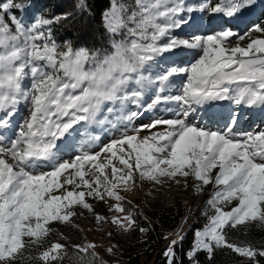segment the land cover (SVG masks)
<instances>
[{"label": "snow or ice", "instance_id": "1", "mask_svg": "<svg viewBox=\"0 0 264 264\" xmlns=\"http://www.w3.org/2000/svg\"><path fill=\"white\" fill-rule=\"evenodd\" d=\"M261 5L110 0L101 23L111 39L98 49L55 38L73 12L0 0V264H110L105 255L116 258L119 244L102 254L77 221L107 240L150 237L153 222L134 203L146 183L166 207L173 187L199 194L213 185L187 247L183 227L164 237V264H223L225 254L264 264V239L230 236L264 230V128L237 131L254 113L264 117V19L243 34L231 26ZM73 10L92 12L89 0ZM214 22L218 30L202 34ZM161 105L172 106L169 118L135 124ZM190 218L191 209L183 223Z\"/></svg>", "mask_w": 264, "mask_h": 264}, {"label": "trees", "instance_id": "2", "mask_svg": "<svg viewBox=\"0 0 264 264\" xmlns=\"http://www.w3.org/2000/svg\"><path fill=\"white\" fill-rule=\"evenodd\" d=\"M89 2L92 12L81 14L79 11L73 10L74 0H35L37 8L40 9H47L56 14L73 12L71 19L63 21L55 28V38L58 41L70 40L74 47L87 46L89 48L105 49L111 37L102 27L101 13L110 8V0H89ZM128 2H131V0H128ZM262 11H264V5L258 8L256 15L260 17ZM120 38V36L116 37V39ZM256 117L263 118L258 112L252 115L254 120ZM212 191L213 187H209V185L205 186L202 193L199 194H195L191 186L187 191L181 188L179 192L173 187L167 207L163 203L164 197L153 200L146 195L141 209L148 220L153 222L154 230L150 233V237L139 233L115 235L110 241L119 244V251L116 253V258L105 255V259H108L110 264H164L161 252L168 240L164 237L168 236L169 233H174L182 224H185L183 223L184 217L191 209V218L186 223L188 224L186 228L187 240L184 246L187 247L188 242L193 238V233L188 231L189 227L200 228L206 222L201 213L206 210L205 203ZM136 201L140 203L139 199H136ZM77 222L84 229V235L89 240L85 228H92V224L87 220ZM141 226L145 225L142 223ZM52 227L58 233L62 232L66 236L75 235L70 227L56 223H53ZM93 234L95 236L99 235L95 231H93ZM230 236L237 241H260L264 239V230L256 227L246 230L241 226L238 231H232ZM100 237L104 236L100 235ZM49 239L54 241L58 239V235L53 234ZM104 239L107 240L105 237ZM144 240L148 242H142ZM100 250L103 254V248ZM64 264H71V261L65 259ZM223 264H238V261H234L231 254H225Z\"/></svg>", "mask_w": 264, "mask_h": 264}, {"label": "rangeland", "instance_id": "3", "mask_svg": "<svg viewBox=\"0 0 264 264\" xmlns=\"http://www.w3.org/2000/svg\"><path fill=\"white\" fill-rule=\"evenodd\" d=\"M259 8V7H258ZM258 8L255 9L253 12L246 14V18L244 19H240V20H234L231 22V26L233 28L234 31L243 34L244 32H246L251 26L253 22L258 21V19H264V16L260 15L257 16L256 13L258 12ZM213 30H218V25L214 22L212 25H209L208 28L202 33V34H209L211 31ZM254 35H259V34H254ZM247 41H245L246 43ZM233 43H235V39H233ZM197 57H193L191 59H194ZM186 79L185 76L181 75L176 77V81L177 83H182L184 80ZM223 103H227V102H223ZM172 107L171 105H161L160 107H158L156 109V111L152 114H149L147 116H145L143 119H138L135 121L136 125H140L143 123H148L150 122V120L154 117H162V118H169L172 113H170L169 111L166 110V108H170ZM25 114L23 108L21 109V115ZM17 120H19V116L17 117ZM262 120H264L263 118H257L254 120L253 118H251L250 120L247 121H241L239 127L237 128L238 132H246V131H256V130H260L261 128H264V122H262ZM155 131H162L163 130V126H158L156 129H154ZM92 132H98L99 130L95 127H93L91 129ZM149 133L147 131L141 132V136L144 135H148ZM109 135H104L102 138V143H107L109 140ZM94 150H98V149H94ZM215 172V170H214ZM193 183V181L191 180V178L189 179V184L191 185ZM209 187H213V185H209ZM150 190V185L149 184H144L142 190L140 191V196H139V202L136 201V199L134 200V203L138 204V205H142L144 200L146 199V193H148ZM129 198H132V196L134 194H128ZM235 201L232 203L231 206H235ZM104 205L103 204H99L97 210L103 212L104 211ZM188 224H182L177 231H179V229L181 227L184 228V230L186 231ZM91 228H85L86 233H88L89 235V240H95L98 244L102 245V248H107L108 246H110V244H112L113 242H111L110 240H105L104 237H100V235L95 236V234H93V231H90ZM175 231V232H177ZM174 232V233H175ZM103 236V235H102ZM169 243V240H167L166 245Z\"/></svg>", "mask_w": 264, "mask_h": 264}]
</instances>
